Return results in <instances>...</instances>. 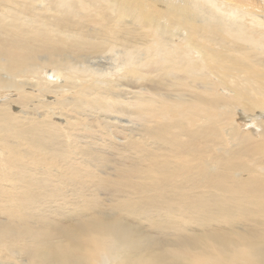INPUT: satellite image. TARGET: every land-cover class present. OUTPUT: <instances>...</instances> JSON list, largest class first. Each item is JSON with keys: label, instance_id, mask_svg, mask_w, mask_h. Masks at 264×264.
I'll use <instances>...</instances> for the list:
<instances>
[{"label": "bare ground", "instance_id": "1", "mask_svg": "<svg viewBox=\"0 0 264 264\" xmlns=\"http://www.w3.org/2000/svg\"><path fill=\"white\" fill-rule=\"evenodd\" d=\"M8 263L264 264V0H0Z\"/></svg>", "mask_w": 264, "mask_h": 264}, {"label": "rangeland", "instance_id": "2", "mask_svg": "<svg viewBox=\"0 0 264 264\" xmlns=\"http://www.w3.org/2000/svg\"><path fill=\"white\" fill-rule=\"evenodd\" d=\"M104 58V57H103ZM103 58H101L100 59V66L101 67H107L108 65H107V63H108V61L106 60H102ZM109 63H111L110 61H109ZM114 92V91H113ZM166 94L168 95V96H172L173 95V93L171 92V91H169V92H166ZM77 96H78V91H76L75 93L74 92H72V93H69V94H66L65 95V97L66 98H70L71 100L73 99V100H75V98H77ZM48 97H50V100H49V102H51V103H57V102H59V97L57 96H54L53 94H50ZM71 100H70V102H71ZM69 103V102H68ZM51 108H53V104H51V105H49ZM53 110V109H52ZM68 110H72V108H65V111L67 112ZM87 110V109H86ZM69 116L72 118L73 117V115H70V113H69ZM105 116H108V114L107 115H105V114H100V119H98L97 118V116H96V113H94V112H90L89 110H87L86 111V115L84 116V117H82V122L80 123V124H82V123H85V124H88L89 125V128L88 127H85V128H83V131H79V135H82L83 136V139H84V141L85 142H88L89 143V148L90 149H94V150H96L97 152L95 153V154H97V155H103V156H106V157H111L112 159H114L115 157L113 156L114 155V151H108V149H105V151L102 153V152H100V150L102 151L103 149H101L100 148V145L99 146H94L95 144H98L97 142V139H101V135H103V136H105V137H107L106 138V140L107 139H109V136L106 134V130H105V127H106V121L107 120H104V118L103 117H105ZM73 120V119H72ZM98 120V121H97ZM99 122V123H98ZM131 126H132V134L133 135H135V136H137V138H138V136L141 134V132H142V127L140 126V125H138V124H135V123H131ZM110 129V128H109ZM72 128L70 127V129H68L66 132L64 131L63 133L61 132H59V131H57L60 135H61V138H60V140L62 139V137L63 136H65L67 133H72ZM90 131H92L94 134H95V136L94 137H92L91 138V136H92V132H90ZM75 133H77V132H75ZM223 134V133H222ZM72 135V134H71ZM64 138V137H63ZM72 139H75V137L74 136H72ZM121 138H120V135H119V138L117 139V143H123L124 141L123 140H120ZM111 141V140H110ZM62 145H63V143H62ZM64 146V145H63ZM95 147H97V148H95ZM112 150V149H111ZM100 153V154H99ZM92 166L95 168V167H97V166H95V165H93L92 164ZM100 168L99 167H97V168H95V170L97 171V170H99ZM106 171H108V172H110V175L111 174H113V168H112V165L110 164L109 166L107 165V169L105 170V172ZM80 188H78V186H71V187H69V195L71 194V192L72 193H74V199H73V201H72V205H74V204H82L81 203V201L79 200V197H77V195H78V193L81 191V190H79ZM71 191V192H70ZM106 199H109L108 197L106 198ZM45 201V202H44ZM54 200H52V199H50V198H48V200L46 199V200H42V202H40V204H41V206L43 205V208L44 207H47L48 206V210L49 211H51V210H56V211H58V212H62V211H65L66 210V206H60V208H57V204L55 203V202H53ZM47 203V204H46ZM54 205H53V204ZM107 204V203H106ZM47 205V206H46ZM53 205V206H52ZM56 208H55V207ZM50 207H53V208H50ZM99 211H100V209H98ZM102 211V213L105 211V214H111V212H108V209L105 207H103V209H101ZM53 212V211H52ZM55 213V212H54ZM48 215H50L49 216V218H52V219H50L49 220V218L47 219L46 217L44 218V219H42V218H40V217H36V216H32V217H30V219H29V221L31 222V223H36V224H40L39 222H41V221H44V222H41V224L43 223V224H45V223H48V220H49V223H51V222H55V223H57V221L58 222H60V221H68L69 220V216H62L61 218H58V217H56V216H54L53 214H48ZM33 217H36L37 219H34ZM56 217V218H55ZM2 218H5V217H2ZM68 218V219H67ZM33 219L35 220V221H33ZM39 219V220H38ZM42 219V220H41ZM47 219V220H46ZM54 219H55V221H54ZM71 219V218H70ZM53 220V221H52ZM38 221V222H37ZM51 221V222H50ZM141 224H143L142 222H140V223H138L136 226H137V228H139L141 231H144V232H146V233H148L149 235H151V236H153V237H157V236H159V235H156V230H153V229H147V228H145V225H141ZM160 238H162V239H171L169 236H167V234L166 233H164V232H162L161 233V235L159 236ZM8 264H11V263H8ZM13 264V263H12Z\"/></svg>", "mask_w": 264, "mask_h": 264}]
</instances>
